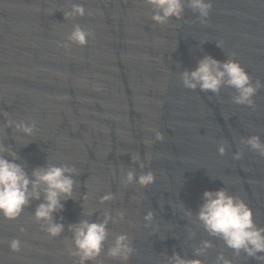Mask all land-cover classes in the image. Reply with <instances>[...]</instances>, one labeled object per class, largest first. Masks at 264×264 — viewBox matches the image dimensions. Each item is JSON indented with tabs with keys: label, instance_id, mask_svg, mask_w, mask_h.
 Segmentation results:
<instances>
[{
	"label": "water",
	"instance_id": "95a60500",
	"mask_svg": "<svg viewBox=\"0 0 264 264\" xmlns=\"http://www.w3.org/2000/svg\"><path fill=\"white\" fill-rule=\"evenodd\" d=\"M183 3L179 19L157 24L145 0H0L3 155L12 160L14 152L29 176L50 165L75 169L72 197L52 214L64 226L60 236L35 220L43 193L17 219L0 215V264H79L68 253L75 251L70 226L106 216L102 250L85 264H173L175 255L217 264L220 253L231 264H264L235 253L196 219L203 192L225 189L264 228V156L245 143L251 136L264 143V86L249 107L234 103L227 85L213 93L182 83L183 72L211 56L238 61L264 85V0H211L206 23L190 0ZM73 4L86 14L66 18ZM76 25L93 33L85 46L68 39ZM17 124L35 127L29 135ZM129 171H151L155 182L126 184ZM109 193L113 199L101 202ZM121 234L133 248L126 261L108 255ZM13 239L19 252L9 247ZM206 240L212 247L198 255Z\"/></svg>",
	"mask_w": 264,
	"mask_h": 264
},
{
	"label": "clouds",
	"instance_id": "9594fccd",
	"mask_svg": "<svg viewBox=\"0 0 264 264\" xmlns=\"http://www.w3.org/2000/svg\"><path fill=\"white\" fill-rule=\"evenodd\" d=\"M145 2L156 10L152 20L157 24H165L171 17L179 19L184 8L183 0H145ZM189 6L199 12L201 23L207 22L212 7L211 0H190ZM85 14L82 4H73L72 11L66 12L65 16L72 18L82 17ZM92 36V32L85 31L76 25L68 39L80 46H85ZM218 46H222V44ZM182 83L185 88L190 90L199 87L201 91L213 93H219L221 86L227 85L236 90L237 95L232 98L233 102L249 107L254 106L253 97L258 89L264 86L259 80L253 84L251 77L238 61L229 59L221 62L211 56L201 59L194 70L183 72ZM16 127L30 135L35 125L17 124ZM156 139L163 140L164 137L157 132ZM245 143L264 156V143L261 142L259 136H251ZM5 151L7 149L0 146V215L9 220L17 219L30 200H39L43 193L44 202L36 208L35 220L44 222L41 224V229L50 237L60 236L64 226L54 223L52 214L63 208L62 197L65 199L72 197L75 181L69 174L74 173L75 169L50 165L46 168L34 169L29 176L22 165L15 163V160L18 159L16 154L9 152L8 154L12 156V160H9L3 155ZM218 151L223 155L225 148L221 146ZM240 157L241 153L237 152L233 158L240 159ZM133 159H138V156H134ZM141 167L143 168L144 165L141 164ZM134 178L140 186H147L155 182V175L151 171L141 174L139 177H134V173L129 171L125 183H132ZM84 198L87 199V196ZM112 199L113 196L109 193L101 198V202ZM187 215L191 216V212H188ZM120 217L123 218L122 213ZM109 219L111 217L106 216L100 223L82 220L79 225L70 226V230L73 232L75 251L69 247L68 253L70 256L79 257V264H85V261L95 260L99 256L108 235ZM152 219L153 213L148 212L145 220L151 221ZM196 219L210 236L222 239L225 245L235 253L238 254L243 250L250 257L264 260V256L257 255V253H264V228L257 227L253 219V211L243 199L229 195L225 189L206 190L203 192V203L199 206ZM20 230L24 231L23 228ZM9 247L11 251L19 252L21 241L13 239L10 241ZM211 247L210 241H203L202 247L197 249V254H203L206 249ZM132 252L133 248L130 246L127 235L121 234L117 236L108 255L126 261ZM173 264H203V262L186 260L175 255ZM217 264H231V261L226 259L223 253H220L217 256Z\"/></svg>",
	"mask_w": 264,
	"mask_h": 264
}]
</instances>
